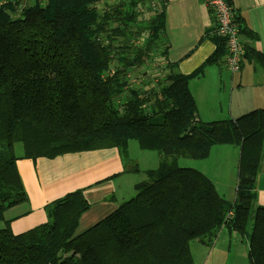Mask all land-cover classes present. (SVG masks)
<instances>
[{"label":"trees","instance_id":"16d2710c","mask_svg":"<svg viewBox=\"0 0 264 264\" xmlns=\"http://www.w3.org/2000/svg\"><path fill=\"white\" fill-rule=\"evenodd\" d=\"M103 1L0 0V221L29 200L19 159L116 147L127 166L128 144L137 140L141 149L160 153L159 166L145 171L131 198L80 234V219L91 207L83 189L48 203L47 220L36 227L22 233L0 228V264H194L193 240L210 247L223 228L243 234L250 221L248 261L264 264V205L256 203L255 192L264 162V108L197 121L190 88L220 63L224 41L212 36L214 52L190 74L174 71L177 62L169 60L166 44V78L142 92L126 75L143 67L164 39L168 0H156L144 27L136 11L143 0L101 12ZM233 11L241 39L253 36ZM144 34L145 45L135 46L132 40ZM244 45L243 62H264V54ZM219 144L240 149L234 201L201 170L178 165L182 156L206 159Z\"/></svg>","mask_w":264,"mask_h":264},{"label":"crops","instance_id":"0c3cea01","mask_svg":"<svg viewBox=\"0 0 264 264\" xmlns=\"http://www.w3.org/2000/svg\"><path fill=\"white\" fill-rule=\"evenodd\" d=\"M232 4L253 34L242 36L244 44L264 54V0H232ZM215 28L207 0H168L164 39L170 45L169 60L177 62L175 72L192 73L214 52ZM207 31L209 35L203 38ZM224 55L220 63L208 66L202 77L190 83L201 122L235 119L264 108V62L246 60L240 71L231 73L224 66ZM233 149L232 154L238 153L237 171L229 179V174L213 177L207 169H199L212 179L222 196L234 192L230 201L236 196L240 157L239 147ZM129 154L131 163L127 167L117 148L68 153L54 159H19L17 166L29 200L9 209L0 228L8 226L14 233H22L36 227L47 220L48 203L84 188L91 207L82 215L77 233L84 232L115 211L126 196L132 197L135 185L146 178L145 171L156 169L162 158L156 151L142 150L136 141H130ZM257 179L256 201L264 205V182L258 183L260 175Z\"/></svg>","mask_w":264,"mask_h":264},{"label":"rangeland","instance_id":"374dc122","mask_svg":"<svg viewBox=\"0 0 264 264\" xmlns=\"http://www.w3.org/2000/svg\"><path fill=\"white\" fill-rule=\"evenodd\" d=\"M121 3H126V5L129 8L130 0H104L98 6V10L102 12L108 6H115ZM157 8H158V5H156V0H143L142 2H140L136 8L138 25L141 27H144L147 24V20L154 14V11ZM20 11H21V8H18L17 13L13 14L14 17H17L20 14ZM210 11L213 14V11L211 8H210ZM212 35L217 36L215 34V30L212 33ZM221 39L224 41V44H225L226 43L225 38L221 37ZM147 40H148L147 35L144 34L141 38H134L132 42L135 44V46L136 45L143 46L145 45ZM165 42H166L165 39H161L156 42V44L154 45L153 51L148 56L147 61L143 67H135L134 69H130L128 71V74L126 76L130 84L132 85V87L133 86L139 87L142 90V92H147L152 89H157L158 88L157 84L164 81L168 73L167 64H166V60H165L164 53H163L166 47ZM226 48L227 46L224 45V50H225L224 66L225 68H226L225 58L227 55ZM247 66H249V64H247ZM128 95H129L128 91L123 92L122 95L120 96V101H118V98H117V101L120 102V104H123ZM198 120L199 118H197V121ZM130 141L137 142V140H130ZM215 146L216 147L212 149L211 155H209V157H207L206 159H194V158L182 156L178 160V165L183 166V167H194L197 169H207L208 173H210V175H212L213 177H218L219 174H221L222 177L225 174L227 175L229 174L228 175V179H229L230 175H232L234 171H237L236 163L238 161V153L235 152L232 154V150H234L233 149L234 145L219 144ZM113 148H116V147H113ZM21 150H22L21 144H17L16 145L17 153H20ZM128 152H129V144H128ZM263 166H264V162L262 163V169L259 172V175H260V179L258 181L259 184H262L264 182V178H262V176H264ZM81 189L84 190V188H81ZM230 193H234V192L232 191L228 192V194L225 196V198L228 199L229 201L232 200L234 197V194H230ZM130 197L131 196L128 195L126 196L125 199H128ZM256 203L258 204L257 201ZM233 215L234 213L230 211L228 217L231 218L233 217ZM2 221H0V226H2L3 224ZM251 227H252V221H250V224L248 225L246 232L243 234L237 231L230 232L227 228H223L219 232V235L217 239L215 240V244L210 247L203 245L198 240H193L191 242V252L194 258V264H249L248 235L251 232Z\"/></svg>","mask_w":264,"mask_h":264},{"label":"built area","instance_id":"2783aa9c","mask_svg":"<svg viewBox=\"0 0 264 264\" xmlns=\"http://www.w3.org/2000/svg\"><path fill=\"white\" fill-rule=\"evenodd\" d=\"M207 2L216 19L215 34L226 40V68L232 73L238 72L241 69L246 48L241 39L240 28L234 22L233 7L226 0H207Z\"/></svg>","mask_w":264,"mask_h":264}]
</instances>
